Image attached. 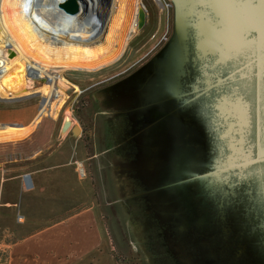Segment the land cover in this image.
I'll return each instance as SVG.
<instances>
[{"label": "rangeland", "instance_id": "rangeland-1", "mask_svg": "<svg viewBox=\"0 0 264 264\" xmlns=\"http://www.w3.org/2000/svg\"><path fill=\"white\" fill-rule=\"evenodd\" d=\"M160 1L161 6L159 0H130L129 17L121 29L120 39L125 38V29L135 19L134 2L145 8L146 23L139 31L133 23L134 32L122 41L121 49L110 61L105 59L109 47L98 54L104 60L88 65L91 66L89 69H85L83 63L77 64L84 55L82 53L77 54L75 61L61 59L63 68H52L58 71L57 86L62 94L54 102L51 115H55L54 119L47 115L43 117L44 121L51 126L56 119V125L62 124L59 131L63 133L67 130H62L63 123L68 118V127L80 126L84 132L82 138L88 142L93 126L88 121V97L91 91L106 82L114 80L98 88L92 96L124 97L130 94L134 99L153 100L165 92L170 95V88L166 91L164 83L168 85L174 78L181 94L179 101L184 102L189 91L198 93L221 80L220 85L205 94L209 108L215 111V119L223 125L218 151L205 156L204 148L197 141L186 146L184 131L154 132L153 126L165 128L175 120L170 112L162 115L144 131V136L140 135L146 140L158 136L163 144L160 154L150 153L152 149L146 148L143 159H134L129 166L128 163H114L113 169L105 170L106 177L100 185L101 189H106L104 195L91 197L93 203L97 202L95 214L103 241L92 259L77 264H264V250L257 248L264 249V243L249 242V238H243L249 235L247 230L238 228L245 223L250 225L252 219L244 221L240 212L236 215L230 208L227 211L229 201L225 192V189H231L226 186V178L237 180L244 176L239 168L242 170L243 163L253 155V149L247 145L252 143L248 141L249 125L253 127L255 115L250 101L254 102L256 98L254 87L251 91L250 86L256 84V68L259 72L256 115L259 130H263L257 154L264 157V0ZM98 3L95 23L105 25L107 12L102 9H110L111 0L107 8L104 0H98ZM95 30L92 28L93 32ZM189 38L192 47L188 46ZM189 49L193 52L190 55L193 56V70L189 68ZM245 62L248 66L225 79L235 65L238 67ZM201 69L206 72V79L202 78ZM30 76H27L29 83L25 88L28 95L0 98V110L26 108L33 111V116L36 106L44 100L40 93L44 79L32 80ZM160 107L168 109L170 105ZM149 109L153 111L154 107H140V113L149 114ZM2 126L10 127L8 123L0 122L1 134ZM34 126L18 130L13 137L0 139L3 167L8 168V164L4 166L5 161L16 156L13 142L21 143L18 147L24 155L28 154L23 146L24 135ZM125 127L127 129L128 125ZM131 127L133 130L136 125ZM122 151L125 150H120L118 158L112 156V161H122ZM139 151L135 156L142 149ZM240 162L242 166H233ZM225 165L236 171L230 172V166L222 168ZM209 169L213 170L208 172ZM252 169L245 173L250 176ZM201 173H207L204 178L212 177L205 188L198 181ZM91 176H94L93 172ZM221 176L225 181L220 180ZM242 194L241 191L238 193L239 196ZM104 198L110 199L111 203L101 205ZM256 219L259 218L256 216ZM253 226V233L261 232L259 225ZM16 230L11 234L8 229L0 228V241L3 242L0 264H6V244L19 236L20 231Z\"/></svg>", "mask_w": 264, "mask_h": 264}, {"label": "crops", "instance_id": "crops-1", "mask_svg": "<svg viewBox=\"0 0 264 264\" xmlns=\"http://www.w3.org/2000/svg\"><path fill=\"white\" fill-rule=\"evenodd\" d=\"M159 2L158 5L161 6V1ZM239 67L235 65L228 77L236 74ZM204 77L207 78L206 75L202 76ZM177 82L174 78L168 85L165 82V90L170 88V95L165 92L153 100L146 97L134 99L130 94L111 97L92 96L90 93L88 121L93 126L89 130L91 134L88 142L82 138L84 132L80 126L78 131H74L72 126L60 133L62 124L56 125L55 119L50 121V126L43 118L47 115L24 135L26 137L23 146L28 151L27 155L18 147H21V143L13 142L16 145V156L5 161L4 165L8 164L9 167H3L0 162V228L8 229L11 234L13 230L17 231L16 229L20 232L15 240L6 244V264H77L81 260L93 258L103 238L95 214L97 202L95 200L93 203L91 197L99 196L106 190L101 189L100 185L106 177L107 168L113 169L114 163H128L129 166L134 159L141 158L135 156L138 151L134 149L135 154L126 156V151H122V161H112V156L118 158L121 154V149L116 152L114 145L123 134V124L120 120L122 115L130 113V122L136 125L132 131L137 134L140 127L137 125V112L140 107H154L153 111L149 109V114L142 112V116H151L154 122L170 112L174 122L168 123L165 128L154 126V131H185L186 145L188 146L187 141H193L188 133L194 128L188 124L183 127L180 110L183 104L187 105V102L199 96L203 97L207 89L196 92V98L193 97L192 100L185 98L184 102H180L181 94L176 88ZM4 102L6 101H2ZM164 104H169L170 108L160 107ZM203 107L205 102L202 103ZM31 112L32 110L26 108L0 110V122L12 125L27 124ZM135 144V147H138L141 141L136 140ZM146 147L152 149L150 153L160 154L162 140L157 136L153 142H146ZM110 203L108 199L101 202V205ZM2 243L0 241V247Z\"/></svg>", "mask_w": 264, "mask_h": 264}, {"label": "bare ground", "instance_id": "bare-ground-1", "mask_svg": "<svg viewBox=\"0 0 264 264\" xmlns=\"http://www.w3.org/2000/svg\"><path fill=\"white\" fill-rule=\"evenodd\" d=\"M58 1L0 0V98H18L29 93L25 90L29 75L32 80L44 79L40 88L44 100L36 106L28 123L2 126L5 134L0 133V139L36 125L45 115H52L54 102L62 94L57 86L58 71L52 68H63L61 59L75 61L77 54L82 53L77 64L83 63L89 69L88 65L104 60L98 54L106 48L110 47V51L105 59H113L122 41L134 32L136 19L123 32L125 38L119 37L129 17L130 0H111L105 25L95 23L98 0H79L78 12L74 14L58 7ZM8 49L15 52L13 57L7 56Z\"/></svg>", "mask_w": 264, "mask_h": 264}, {"label": "flooded vegetation", "instance_id": "flooded-vegetation-1", "mask_svg": "<svg viewBox=\"0 0 264 264\" xmlns=\"http://www.w3.org/2000/svg\"><path fill=\"white\" fill-rule=\"evenodd\" d=\"M190 40H191V38H189L188 46L192 47ZM193 45H194V43H193ZM192 54H193L192 50L189 49V57L191 60V61H189V63H190L189 68L193 70V65H194L192 62L193 56H190ZM246 63L247 62L240 65L238 70L236 69L237 73L240 72L241 70H243L246 66H248ZM190 69H189V72H190ZM200 72H201L202 76L206 75V77H207V74L204 71V69H201ZM258 73L259 72L256 68L255 74H254V77H256V84L253 83V86H252V84L250 86L251 91L253 90V87H254L253 91H254V96L256 99L253 100L254 102L250 101L252 103V108H253V112H254L253 115H255V116L253 117L254 118L253 127L251 125H249L250 138L248 141H249V143H251V141H252V143L250 144V146L247 145L248 147H251L253 149V155H251V157L247 161H253V160L258 158L257 151H258V147H259V142L261 140L260 133L263 132V130H261V129L259 130L258 120H257V115H256L257 109H258L257 108L258 107V105H257V102H258V98H257V90H258V88H257V83H258L257 75H258ZM192 76H190V77H192ZM226 78H228V75H227V77H225V79ZM113 81L112 82H106L105 84H102V85L96 87L93 91H91V93H94V91L98 90V88H100L103 85L113 83ZM220 81L219 80L215 81L213 86H211V87L209 86V89L206 90L205 94L207 92L214 90V88H216L218 86V84L220 85ZM220 92L222 93V91H220ZM195 93L196 92L194 90L192 92H190L188 94L187 99L188 98L190 100L194 99L193 97H195L194 96ZM215 94L216 93H214L212 95L214 96ZM213 96H212V98H213ZM218 96H221V95H218ZM212 98L210 97V101ZM252 99H253V97H252ZM207 100L208 99H206L205 95H204L203 97L199 96L195 100L187 102L188 103L187 105L183 104V106L181 107L183 109L180 110V116H181V122L183 124V127L186 126L185 124H188V126L194 128L193 131L188 133L190 135L191 139L193 138L192 139L193 141H190V142L187 141V144L192 146L191 143H194L195 141H197L198 143L201 144V147L204 148L203 150L205 152L203 151V155L206 154L208 156L209 152L212 154V152L218 151L217 147L220 143L219 137L223 134L224 130H223V125L222 126H221V124L219 125L220 120L215 119V114H214L215 111H213L211 108H209L210 105H209V102ZM204 102H205V107L202 108V103H204ZM237 103H240V101H237ZM140 111L141 110H139V112H137V114H138L137 118L139 120L137 125L140 126L137 134H133L131 125H134V123L130 122V119H129L130 113H127L126 116L122 115L123 118L121 117L120 120H121V123L123 124L124 130H123V134L121 135L122 136L121 139L117 142L116 145H114V148L117 150L116 152H118L120 149H124L125 151L127 150V152H125L126 156H130L131 154H133L134 149H136L138 151V153L141 151V150L139 151V149H142V152L137 155L138 157H141L140 158V160H141L142 157L144 156L143 150H145L147 148L146 142L147 143L153 142V140L156 139L155 138L156 136H154L153 140L152 139L146 140V139L141 138L142 136H144V135H142L144 133V131H146L148 128L153 126L154 121H153L151 116H142V113H140ZM148 119H150V120H148ZM143 122H146V123L144 124ZM124 124H126V126L128 125L129 128L127 127V129H126ZM125 129H126V131H125ZM153 131H154V126H153ZM124 132H126V133H124ZM184 133L186 134L185 131H184ZM140 135H142V136L140 137ZM134 137H136V138H134ZM136 140L141 141V144L138 145V147H135L136 146V144H135ZM206 148H207V150H206ZM116 152H114V153H116ZM243 164H244V166H242ZM243 164H242V162H240L239 164L237 163V164H234L233 166H242L243 171L240 169L241 167L239 168V171L244 172V174H245L244 176L240 177L237 180H235V179L232 180V179L226 178L227 188H228V186L231 187V189H225L226 199H228V201H229V202H227V205L229 207H226V209L228 211L230 208V212H232V213L234 212L236 215L238 214V212H240L242 219L244 221L252 219V222L250 225L248 223H245V225L238 227V228H243L244 230H247V232L249 234V235L243 236V238H249L250 239L249 242H251V243H256V244L264 243V219H262L260 217V215L257 214V212L259 210H261V209L264 210V157H260V160H258V161H253L251 163H243ZM229 166L225 165L222 168H228ZM230 168H232V167L230 166L229 169ZM249 168H253L252 170L249 171L250 176L247 173H245L246 170H248ZM212 170L209 169L208 172H210ZM233 171H236V170L230 169V172L233 173ZM230 172H228V173H230ZM206 174L207 173H201L202 177L201 176L198 177V178H200V180L198 179V181L201 182L203 188L206 187L207 183H209V180H212L211 176L204 178V177H206ZM219 178H220V180L222 179L221 181H225L222 178V176ZM195 179H197V178H195ZM204 183H205V185H204ZM254 185H256V189L254 188ZM240 191L243 194L239 196L238 193ZM248 193H249V195H248ZM230 204L233 206L235 205L236 208L232 209ZM243 208L245 211H248V215L243 214V212H242ZM256 215L259 219L255 220ZM253 224L259 225L260 226L259 229H262L261 232L258 231L257 234L255 232L253 233V229H254ZM257 248L259 250H264L263 248H259V247H257Z\"/></svg>", "mask_w": 264, "mask_h": 264}, {"label": "water", "instance_id": "water-1", "mask_svg": "<svg viewBox=\"0 0 264 264\" xmlns=\"http://www.w3.org/2000/svg\"><path fill=\"white\" fill-rule=\"evenodd\" d=\"M78 1L79 0H59L58 1V7H60L61 9H63V11L70 13V14H74L78 12ZM105 4H106V8L109 5V0H104ZM104 12H106V9H102ZM136 29L137 31L141 30L143 28V26L146 23V11L145 8L143 7L142 4L138 3L137 7H136ZM7 56L9 57H13L15 52L11 49L7 50ZM70 125L69 119L66 118L65 122L63 123V127L62 130L67 129V127ZM74 131H78L79 128L77 126L73 127ZM260 160V157H258L257 159L253 160V161H258ZM253 161H246L245 163H251Z\"/></svg>", "mask_w": 264, "mask_h": 264}, {"label": "trees", "instance_id": "trees-1", "mask_svg": "<svg viewBox=\"0 0 264 264\" xmlns=\"http://www.w3.org/2000/svg\"><path fill=\"white\" fill-rule=\"evenodd\" d=\"M242 212H243V214H245V215H247V213H248V211H245L244 208H243ZM257 214H259L260 217H261L262 219H264V210H263V209L259 210V211L257 212ZM256 216H257V215H256Z\"/></svg>", "mask_w": 264, "mask_h": 264}]
</instances>
